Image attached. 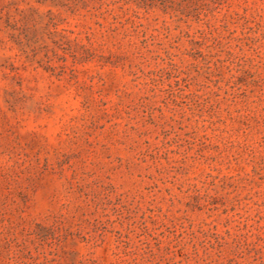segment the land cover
I'll use <instances>...</instances> for the list:
<instances>
[{"label": "rangeland", "instance_id": "374dc122", "mask_svg": "<svg viewBox=\"0 0 264 264\" xmlns=\"http://www.w3.org/2000/svg\"><path fill=\"white\" fill-rule=\"evenodd\" d=\"M0 264H264V0H0Z\"/></svg>", "mask_w": 264, "mask_h": 264}]
</instances>
